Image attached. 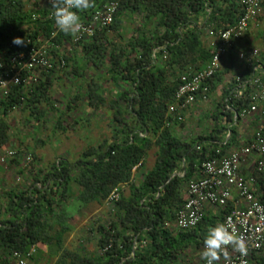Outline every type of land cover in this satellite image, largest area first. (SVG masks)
I'll use <instances>...</instances> for the list:
<instances>
[{"label": "trees", "instance_id": "16d2710c", "mask_svg": "<svg viewBox=\"0 0 264 264\" xmlns=\"http://www.w3.org/2000/svg\"><path fill=\"white\" fill-rule=\"evenodd\" d=\"M112 2L119 3V12L110 29L122 23V18L136 15L141 16L146 28L137 40L117 47L118 54L109 61L114 81L120 76L132 87L131 92L119 94L114 104L120 108L113 119L116 136L99 147L83 150L73 163L55 162L49 171L36 177L27 191L5 194V204L0 205V250L5 258H0V264L8 263L13 252L26 255L40 245L58 251L55 264H180L186 251L202 249L210 227L223 223L226 212L206 216L191 231L166 227L183 207L189 183L200 178L202 163L213 158L217 149L240 146L235 133L241 120L234 118L248 107V101L232 98L235 82L226 86L222 101L226 109L232 110L220 112L221 108L226 110L220 104L219 111L211 116L212 129L189 141L174 136V126L183 122H173L167 110L181 78L203 70L212 57L211 47L202 41L200 30L209 23L217 29L234 25L242 13L239 1L94 0V6L80 16L89 19L94 11ZM51 12L49 5L35 10L23 0H0V65L5 66L12 57L26 52L30 47L28 40L38 38L58 46L50 53L54 61L60 59V48L68 40L73 44L74 37L56 28L49 18ZM109 30L97 33L91 42L78 44L82 45L86 64H79L75 70H82L89 63H102L106 51L103 40ZM16 37L24 43L13 44ZM63 58L67 65L72 61L68 55ZM261 58L264 69V53ZM220 72L209 82L211 94L222 82ZM43 75L46 79L35 87L14 88L8 97L0 99V148L8 142V112L24 100L36 103L39 97L47 98L50 74ZM88 98L90 104L96 102L94 89H90ZM228 132L231 136L226 140ZM153 141L157 148L154 167L136 184L134 170L143 162ZM74 187L83 205L107 203L115 189L120 192L119 201L110 209L111 221L97 228V257L73 252L65 245L70 224L64 206ZM4 214L8 218L2 217ZM255 264H264V258L258 257Z\"/></svg>", "mask_w": 264, "mask_h": 264}, {"label": "rangeland", "instance_id": "374dc122", "mask_svg": "<svg viewBox=\"0 0 264 264\" xmlns=\"http://www.w3.org/2000/svg\"><path fill=\"white\" fill-rule=\"evenodd\" d=\"M23 1L30 9L39 10L48 7V0ZM145 30V22L141 16L122 18V23L106 33L103 40L106 51L102 63L98 66L89 63L83 71L75 70L74 64L77 61L83 64L85 61L82 45L72 44L68 40L60 48V59L68 55L72 57V61H69L68 65L66 63L64 68L56 67L53 73H48L51 85L47 98L39 97L36 103L24 100L5 117L9 130L8 142L0 148V205L5 204L4 197L8 192L27 191L35 184L36 177H41V172L49 171L55 162L64 160L73 163L83 150L99 147L104 142L113 140L117 129L113 120L114 114L120 109L114 104L118 101L119 94L123 91L131 92L132 87L126 85L120 76L114 81L109 61L113 54H118L117 47L137 40ZM200 32L202 41L207 47L210 46L205 27ZM250 49L264 53V13L239 46L223 61L220 72L222 82L212 90L209 102L194 106L185 115L184 122L174 126V136L189 141L212 129L211 116L221 108L226 86L232 84L243 71V66L241 67L237 57L241 52H248ZM59 60H55V65ZM39 76V82L46 79L43 74ZM90 89H94L95 95L98 96L96 102L91 104L88 98ZM223 104L226 109L225 103ZM224 111L228 110L220 109V112ZM253 127L254 123L251 119L239 124L235 133L239 142L252 132ZM117 138L121 140V137ZM9 152L13 154L9 156ZM156 155L157 148L153 141L151 148L145 153L143 162L134 170L136 184L141 182L144 174L154 167ZM29 156L32 160L26 166V159ZM124 191L127 192V188ZM77 197V188L74 187L64 206L70 224V229L65 234V245L73 252H83L85 256L97 257L100 255L97 248L99 240L97 228L111 221L110 209L115 204L83 205ZM213 210L214 216H219L220 211ZM2 217L8 218L7 215ZM200 251L201 249L186 251L181 257L180 264H193ZM57 252L55 248L40 245L31 251L30 258L25 260L23 256V259L25 264H55ZM0 258H5L1 250ZM7 260L6 264H19L12 256Z\"/></svg>", "mask_w": 264, "mask_h": 264}, {"label": "built area", "instance_id": "2783aa9c", "mask_svg": "<svg viewBox=\"0 0 264 264\" xmlns=\"http://www.w3.org/2000/svg\"><path fill=\"white\" fill-rule=\"evenodd\" d=\"M238 1L242 13L234 25L225 29H217L211 23L204 26L212 57L203 70L181 78L167 110V116L173 122H184L185 115L194 106L209 102V82L221 70L230 52L260 21L264 13V0ZM47 2L52 6L50 0ZM118 12L119 3L112 2L94 11L89 19L80 16L79 30L72 35L73 43L79 44L92 39L97 33L109 30ZM27 43L30 47L26 52L12 57L5 66L0 65V99L8 97L14 88L35 87L39 83V75L66 66L64 59L55 65L50 52L59 47L53 43L44 38L28 40ZM237 58L243 71L235 78L231 95L235 100L248 101V107L236 113L234 119H240L241 122L251 119L254 123L252 132L242 139L240 146L217 149L213 158L202 163L201 176L189 183L183 207L176 213L174 221L166 224L167 228L176 231H191L202 223L207 216V209L226 212L222 224L243 238L247 253L242 256L228 246L220 253L217 264H255L258 257L264 258V69L261 51L257 49L241 52ZM164 59H167L166 51ZM226 103H229V99ZM227 109L232 110L230 107ZM230 136L228 132L226 140ZM12 154L8 153L9 156ZM26 160L30 163L32 157ZM119 198L120 192L115 189L107 199V204L114 205ZM31 251L26 255L13 252L12 258L19 264H25L24 259L31 257ZM193 264L204 262L199 260Z\"/></svg>", "mask_w": 264, "mask_h": 264}, {"label": "clouds", "instance_id": "9594fccd", "mask_svg": "<svg viewBox=\"0 0 264 264\" xmlns=\"http://www.w3.org/2000/svg\"><path fill=\"white\" fill-rule=\"evenodd\" d=\"M50 3L54 25L65 35H75L80 27V13L94 6V0H50ZM12 43L19 46L24 41L16 37ZM228 246L242 256L247 253L242 237L230 231L225 224H216L208 229L207 235L203 238L200 259L204 264H217L220 253Z\"/></svg>", "mask_w": 264, "mask_h": 264}, {"label": "crops", "instance_id": "0c3cea01", "mask_svg": "<svg viewBox=\"0 0 264 264\" xmlns=\"http://www.w3.org/2000/svg\"><path fill=\"white\" fill-rule=\"evenodd\" d=\"M238 47V46H237ZM75 65H76V68L77 67H79L78 65L80 64V66H82V65H84L85 64V61L83 62V64H81V63H78V61L76 62V63H74ZM85 68V67H84ZM81 71H83V69L81 70ZM250 134V133H249ZM103 141H105V140H103ZM214 210L213 209H207V216H209V217H214V212H213ZM199 260H201L200 259V255H198L197 256V259L194 261V262H196V261H199Z\"/></svg>", "mask_w": 264, "mask_h": 264}]
</instances>
